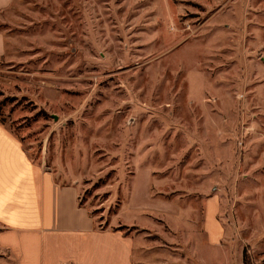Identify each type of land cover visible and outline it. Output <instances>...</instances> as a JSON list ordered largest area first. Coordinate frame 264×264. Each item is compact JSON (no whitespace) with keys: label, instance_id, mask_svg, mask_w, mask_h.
Wrapping results in <instances>:
<instances>
[{"label":"rangeland","instance_id":"obj_1","mask_svg":"<svg viewBox=\"0 0 264 264\" xmlns=\"http://www.w3.org/2000/svg\"><path fill=\"white\" fill-rule=\"evenodd\" d=\"M0 32V125L131 264H264V0H11Z\"/></svg>","mask_w":264,"mask_h":264},{"label":"crops","instance_id":"obj_2","mask_svg":"<svg viewBox=\"0 0 264 264\" xmlns=\"http://www.w3.org/2000/svg\"><path fill=\"white\" fill-rule=\"evenodd\" d=\"M10 3L0 0V12ZM4 52L0 32V56ZM207 214V239L216 245L222 230L213 211ZM130 249L120 232L98 230L79 206L77 190L34 164L0 125V264H131Z\"/></svg>","mask_w":264,"mask_h":264},{"label":"trees","instance_id":"obj_3","mask_svg":"<svg viewBox=\"0 0 264 264\" xmlns=\"http://www.w3.org/2000/svg\"><path fill=\"white\" fill-rule=\"evenodd\" d=\"M244 259H245V263H246V257L244 256ZM247 264V263H246Z\"/></svg>","mask_w":264,"mask_h":264}]
</instances>
